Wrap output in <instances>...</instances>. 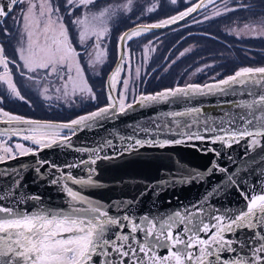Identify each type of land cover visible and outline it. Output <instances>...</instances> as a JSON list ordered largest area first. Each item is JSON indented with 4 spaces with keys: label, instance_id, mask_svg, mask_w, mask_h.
<instances>
[{
    "label": "snow or ice",
    "instance_id": "6c2138e0",
    "mask_svg": "<svg viewBox=\"0 0 264 264\" xmlns=\"http://www.w3.org/2000/svg\"><path fill=\"white\" fill-rule=\"evenodd\" d=\"M133 2L120 0L119 3L106 4L96 12L92 9L97 7V0H6V3H0V33L5 37L14 36L16 40L12 57L0 44V88L5 89L8 95L23 99L14 79L18 75L28 82L29 87L37 88L44 100L68 101L69 97H73L71 103H76L74 98L84 95L95 100L77 59L79 53L72 46L71 29L74 27L77 30L82 44L93 41L94 59L91 63H102L106 54L103 42L109 31L108 21L118 13L130 12ZM169 2L175 5L177 0ZM215 3L216 0H207V3L197 0L176 15L156 23L138 25L123 33L119 37L117 66L108 77L109 103L104 107L60 123L23 117L0 107V164L18 156H36L46 149L74 150L84 157L62 166L43 159L36 161L38 178L43 177L45 166L53 173H59L49 183L62 187L67 197V209L41 207L29 212L0 203V264H264V189L257 191L253 188L251 192H245L239 188L242 180L235 178V172L228 174V181L245 201L243 207L235 211L206 206L209 197L223 191L221 185L208 192L204 203L195 202L184 206L182 211L178 209L166 215L150 211L137 215L132 211L153 190L147 183L135 198L119 201L101 202L89 198L80 190L99 186L95 179L98 170L93 166L100 160L118 158L144 147L165 148L192 141L231 147L247 140L246 154L256 148L264 149V66L241 67L232 75L213 83L177 85L155 93H141L128 102L130 80L120 75L125 66L127 42L152 29L177 24ZM222 3L223 11L217 8L213 16L205 15L204 20L250 8V5L239 2L232 6L229 0H222ZM157 7V4L150 5L146 13L156 11ZM9 18L16 25L15 33L7 26ZM194 22L202 21L194 19ZM245 28L257 34L255 26L245 25ZM261 29L260 34H264V22ZM151 43L149 41V45ZM152 52H155L154 47H145V64ZM184 54L181 52L180 56ZM128 59H131L130 54ZM128 68L131 73L130 64ZM135 73L136 79H139L140 67ZM132 82L135 83V80ZM117 84L122 88L118 90ZM237 86L242 94L246 93L251 99L235 103L234 107L241 111L226 121L228 127L223 124L219 128L206 126L205 134L193 131L198 120L181 123L176 119L201 113L199 107H193L166 113L170 118L168 123L154 120L155 130L148 127L140 129L149 137L165 133L175 136L178 131V139L120 136L122 147L118 151L113 141L107 138L92 148L73 144V138L79 133L101 128L103 122L127 114L136 106L188 101L196 96L217 93L235 94ZM4 99L0 95V104L4 103ZM204 123L207 125V121ZM106 148H113L114 154H107ZM207 151L220 156L215 148ZM72 169H81L85 175L76 176ZM217 171L227 173L228 169L213 160L206 169H191L172 176L163 184L174 186L176 183L206 182ZM8 174L7 170L0 173ZM163 184L158 182L156 187L162 191ZM20 187L22 181L17 172L8 190L15 193ZM6 199V195H0V201ZM41 199L38 195H30L13 203L18 205L27 200ZM162 250L164 254H161Z\"/></svg>",
    "mask_w": 264,
    "mask_h": 264
},
{
    "label": "water",
    "instance_id": "95a60500",
    "mask_svg": "<svg viewBox=\"0 0 264 264\" xmlns=\"http://www.w3.org/2000/svg\"><path fill=\"white\" fill-rule=\"evenodd\" d=\"M205 2L207 3V0ZM0 3H6V0H0ZM189 17H186L184 20ZM182 21L165 28L152 29L151 31L167 30V28L174 27ZM137 26H134V28ZM132 29H128L124 33L130 32ZM118 56L119 49L114 67L105 80L106 92L108 94V77L117 66ZM250 99L251 97L246 93L242 94V90L237 86L235 94L224 95L217 93L214 95L196 96L188 101L161 103L148 107L136 106L134 110H129L127 114L120 115L114 120L103 122V127L101 128L79 133L73 138V144L77 147L92 148L107 138L113 141L118 151L122 147L119 139L120 136L127 137L131 135L133 139H178L180 138L178 131L175 136L171 133H165L160 136L149 137L140 131V129L148 127L155 130L154 120L161 124L168 123L170 118L166 116V113L186 111L193 107H199L201 113L188 117H177L176 119L181 123L198 120L199 123L194 124L193 131L198 130L201 134H205L204 128L206 126L219 128L223 124L224 127H228L226 121L241 111V109L234 107L235 103ZM40 121L60 123V121L53 120L40 119ZM205 121H207V125H205ZM172 127L175 129L174 125ZM247 147L248 141L241 140L231 147H225L220 143L213 145L208 142L192 141L182 145L167 146L165 148H140L130 154L120 155L118 158L100 160L93 166L98 170V175L95 179L99 186L82 188L80 190L89 198L101 202L119 201L122 198H135L141 193L147 183L148 187L153 190L145 195L133 207L132 211L137 215L149 211L166 215L178 209L182 211L184 206L191 205L195 202L204 203V198L208 192L212 191L215 186L221 185L223 191L214 197H209L206 206H214L215 208L221 209V211L228 208L235 211L243 207L245 201L239 191L230 185L228 174L236 173L235 178L242 180L239 188L245 192H251L253 188L257 191L264 189V183H262L264 181V149L256 148L254 151H248L246 154ZM209 148H215L220 153V156L217 157L214 153L208 152L207 149ZM105 152L109 155L114 154L113 148H106ZM80 158L84 157H81L74 150L46 149L36 156H18L14 160L0 164V173L5 170L9 173L8 175H0V195H6L8 197V199L2 200L0 203L7 206H17L21 210H27L29 212L41 207L67 209V197L63 194L62 187L52 186L49 183L50 179L59 175V173H53L45 166V169H42L44 173L43 177L38 178L35 171L37 167L36 161L43 159L62 166L66 162L72 163ZM213 160H216L221 167L227 168L228 172L222 173L217 171L208 177L206 182L201 183H176L174 186L163 184V182L169 180L172 176H179L191 169H206ZM241 164L244 165L243 168L240 167ZM71 171L76 176L85 175L81 169H72ZM17 172L21 178L22 187L19 188L18 192L13 193L8 190V186L12 184V179ZM158 182L163 184L162 191L156 187ZM69 186L72 185L69 183ZM73 187L75 188L76 186ZM30 195H38L42 199L39 201L27 200L18 205L13 203L14 200L19 201L22 197ZM113 214L115 213L113 212ZM161 254H164L163 250Z\"/></svg>",
    "mask_w": 264,
    "mask_h": 264
},
{
    "label": "rangeland",
    "instance_id": "374dc122",
    "mask_svg": "<svg viewBox=\"0 0 264 264\" xmlns=\"http://www.w3.org/2000/svg\"><path fill=\"white\" fill-rule=\"evenodd\" d=\"M113 2L119 3L120 0H97V7L93 8L92 11H99L106 4ZM158 3L161 4L159 1ZM215 5L209 4L207 8L198 14L195 20H201L202 22L197 23V28L188 26L186 31H191L192 34L184 38L183 46L179 47L180 43L178 44V39H176L177 37L175 38V41L172 43L178 45L179 48H177L178 51L180 49V52L172 54L167 64L155 65V62L160 61L157 60L158 56L169 50V48L164 49L163 43L158 42V39L162 40L164 38L160 33H157V35L153 34L157 37L151 41V45H149V41L145 42L143 40L142 47L132 49L130 46V48L126 49L125 66L120 75L130 80L128 100H131L133 96H138V94L145 92V90L148 91V89L158 91L160 88H170L175 85L203 84L223 78L225 74L231 75L241 67L264 66V34H260L262 32L261 24L264 22V15L252 18L249 17V9H238L220 16H214L212 19L204 20L205 15L213 16V13L217 10ZM149 6L150 2L148 0H134L130 12L118 13L108 21L107 26L109 31L103 42L106 54L102 63L99 64L93 65L91 63V60L94 59L93 41L89 40L87 44H82L77 30L74 27L71 29L70 38L72 46L79 53L77 59L79 60L84 78L96 97L95 100L87 95L76 96L74 98L76 103H71L73 97H69L68 101H58L56 99L50 101L44 100L39 95L37 88L29 87L28 82L17 75L14 79L17 82L23 99L8 95L5 89L0 88V95L5 97L4 103L0 104V107H3L5 110L8 109L7 111L11 113L27 118L33 117V119H73L87 113L89 110L102 106V103L105 104V79L112 71L117 60L119 37L124 29L129 28V26L135 23L136 13L145 11ZM223 9L224 5L222 8H219L221 11ZM160 20H163V16L158 15L153 21L159 22ZM190 22L194 23V19L190 20ZM245 25L255 26L257 34L246 29ZM7 26L15 33L16 25L13 24L10 18L7 21ZM196 31L206 33L211 38L202 34H193ZM0 44L4 45L6 54L9 57L14 55V48L16 46L14 36L5 37L0 33ZM146 46L149 48L154 47L155 52L150 53L149 59L145 64L143 52ZM173 50L175 48L170 50V52ZM181 52L185 54L180 56ZM89 53H93V55L90 56ZM129 54L131 56L130 60L128 59ZM129 64L131 65V73H129ZM137 67H140L139 79H136L135 70ZM133 80H135V83L132 82ZM116 87L119 90L122 88V85L117 84Z\"/></svg>",
    "mask_w": 264,
    "mask_h": 264
},
{
    "label": "flooded vegetation",
    "instance_id": "af4514ba",
    "mask_svg": "<svg viewBox=\"0 0 264 264\" xmlns=\"http://www.w3.org/2000/svg\"><path fill=\"white\" fill-rule=\"evenodd\" d=\"M158 1L161 2L162 5L159 4ZM148 2H150V5H153V4H157L158 5L156 11L151 12V13H146V10H145L143 12L141 11V12L136 13V15H135V23L132 26H129V28L124 29V31H126L128 29H131V28H134V26H137V25H145V24L156 23V21H153V20L158 15L163 16V19H166V18H168L170 16L176 15L178 12L183 11L187 7H189L190 4L196 3L197 0H177V3L175 5L171 4L169 2V0H148ZM238 2L246 4V2H248V0H244V1L243 0H229V4H231V5L232 4L235 5ZM223 5L224 4L222 3V0H216V5H215L216 8H222ZM202 10L203 9H201L199 12H196L194 15H192L188 19L180 22L178 25H176L174 27H171V28H167V30L157 31V32L149 31L147 33H144V34L138 36V37L132 38L131 40H129L127 42V48H130V46H131L132 49H136V48L138 49L139 47L143 46L142 42H144V41L145 42L146 41H152V40H154L157 37L155 35H157V33H160L164 38H162V40L158 39V42L163 43V46H165L164 49H168L169 48V50L166 53L160 54L158 56L157 60H160V61L155 62V65L158 66V65H161V64H167L169 59L172 57V54H178L180 52V49L178 51V48L181 45L183 46L184 38H187V37H189L190 34H192L191 31H189V32L186 31L188 29V26H190L191 28H197V23H195V22L191 23L190 20L197 18L198 14H200V12H202ZM181 29H183V30H181ZM176 30H178V31L176 32ZM124 31H122L121 35L124 33ZM153 34H155V35H153ZM193 34H196V35H201L202 34V35L208 36L206 33L198 32V31H196V33L193 32ZM208 37L211 38L210 35ZM175 38L178 39V41H177L178 44L180 43L179 47H178V45H175V43H172V42L175 41ZM118 44H119V42H118ZM174 48H175V50L170 52V50H172ZM184 49H182V50H184ZM176 86L177 85H175L173 87H176ZM170 88H172V87H170ZM163 89H167V88H163ZM104 92L106 93V102H105V104L102 103V106H100V107H104V106H106L109 103V100L107 98L109 96V94H108V92H106V83H105ZM155 92L156 91H149V90L146 91L145 90V92H142V93L147 94V93H155ZM140 94H138V96ZM130 101L131 100H128V102H130ZM100 107L94 108L93 110H89L87 112H92L95 109H98ZM29 118L33 119V117H29ZM40 119L48 120V121H51V120L60 121V122L69 121L70 120V119H64V118H56V119L40 118ZM40 119H37V120H40ZM25 143L27 144V142H25Z\"/></svg>",
    "mask_w": 264,
    "mask_h": 264
},
{
    "label": "trees",
    "instance_id": "16d2710c",
    "mask_svg": "<svg viewBox=\"0 0 264 264\" xmlns=\"http://www.w3.org/2000/svg\"><path fill=\"white\" fill-rule=\"evenodd\" d=\"M248 4L250 5V8L249 9V17H252V18H255L257 16H261V15H264V0H248ZM232 75V74H231ZM226 76H229L228 74H225L224 77ZM223 77V78H224ZM223 78H220V79H223ZM219 80V79H217ZM211 82V81H210ZM214 82V81H212ZM204 84V83H203ZM203 84H200V85H203ZM160 89H163V88H160ZM159 89V90H160ZM149 90V89H148ZM158 90V91H159ZM151 91V90H149ZM157 92V91H156ZM8 98V97H7ZM9 99V98H8ZM10 107V106H9ZM12 108V107H11ZM71 120V119H70Z\"/></svg>",
    "mask_w": 264,
    "mask_h": 264
}]
</instances>
